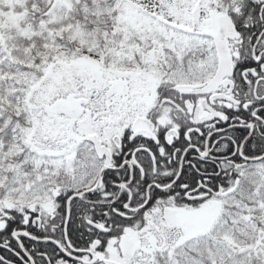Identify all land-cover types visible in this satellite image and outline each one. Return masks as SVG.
Listing matches in <instances>:
<instances>
[{"label":"snow or ice","instance_id":"6c2138e0","mask_svg":"<svg viewBox=\"0 0 264 264\" xmlns=\"http://www.w3.org/2000/svg\"><path fill=\"white\" fill-rule=\"evenodd\" d=\"M0 264H264V0H0Z\"/></svg>","mask_w":264,"mask_h":264}]
</instances>
